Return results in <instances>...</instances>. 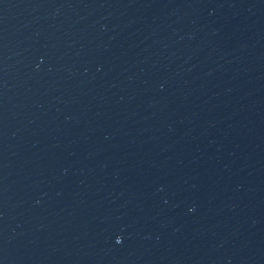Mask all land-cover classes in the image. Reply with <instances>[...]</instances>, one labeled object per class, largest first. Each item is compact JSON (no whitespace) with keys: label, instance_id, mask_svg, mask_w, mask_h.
Wrapping results in <instances>:
<instances>
[{"label":"water","instance_id":"water-1","mask_svg":"<svg viewBox=\"0 0 264 264\" xmlns=\"http://www.w3.org/2000/svg\"><path fill=\"white\" fill-rule=\"evenodd\" d=\"M0 264H264V0H0Z\"/></svg>","mask_w":264,"mask_h":264}]
</instances>
